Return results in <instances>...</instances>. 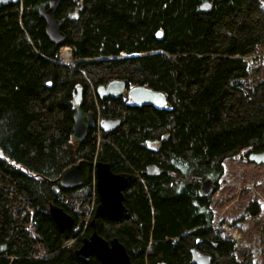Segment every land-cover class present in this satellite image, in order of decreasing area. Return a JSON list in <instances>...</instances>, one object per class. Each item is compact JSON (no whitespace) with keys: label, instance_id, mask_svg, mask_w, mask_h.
Instances as JSON below:
<instances>
[{"label":"trees","instance_id":"1","mask_svg":"<svg viewBox=\"0 0 264 264\" xmlns=\"http://www.w3.org/2000/svg\"><path fill=\"white\" fill-rule=\"evenodd\" d=\"M49 1L0 4V264H101L75 255L99 203L92 179L74 190L58 184L68 167L95 159L132 176L129 214L99 216L96 225L105 239L119 238L134 264H191L195 248L211 264H254L252 253L236 258L221 227L258 217L261 204L214 228L212 195L201 185L212 179L219 190L226 160L264 151V81L241 88L263 54L264 0H64L61 46L39 13ZM63 46L73 66L57 62ZM112 80L164 92L170 108L101 100L92 86ZM79 88L86 113L98 104L103 120H121L100 146L95 128L79 145L71 137ZM151 165L162 173L148 176ZM50 205L74 226L58 227ZM260 233L264 247V223Z\"/></svg>","mask_w":264,"mask_h":264},{"label":"water","instance_id":"2","mask_svg":"<svg viewBox=\"0 0 264 264\" xmlns=\"http://www.w3.org/2000/svg\"><path fill=\"white\" fill-rule=\"evenodd\" d=\"M13 0H0V4ZM64 0H50L48 6L39 9L40 16L46 22V33L56 45H63L66 36L62 31L63 22L57 19L56 13ZM80 1V0H74ZM204 11L211 9V3L206 2L202 6ZM98 96L101 100L109 97H122L133 105L151 106L159 110L169 109L170 103L167 94L157 92L149 87L134 85L129 87L126 80H112L107 85L97 88ZM83 97V89L79 88L74 98V124L71 137L76 145L84 142L90 128L96 123L94 112L86 113L80 106ZM121 125L119 119H107L102 121L104 133H112ZM249 161L256 165L264 164V151L251 152ZM93 163L82 160L77 164L68 167L58 178L59 186L67 191L80 188L90 182L93 172ZM159 171L155 165L148 166L146 173L148 176H156L152 172ZM159 176V175H158ZM96 190L99 203L95 209L94 217L91 220L92 232L89 237H84L81 246L75 250V255L86 262L90 261L94 254L102 264H134L131 260L127 248L120 242L119 238L105 239L97 231L96 221L99 216L112 220L120 219L129 214L125 205V190L132 178L129 174L115 173L110 164L98 162L95 165ZM215 191L212 179L205 180L201 185L203 195L213 194ZM49 213L55 224L62 229L72 228L75 224L74 217L66 212L62 207L50 205ZM192 264H211L212 257L204 254L199 249L191 250ZM264 264V258L262 260Z\"/></svg>","mask_w":264,"mask_h":264},{"label":"rangeland","instance_id":"3","mask_svg":"<svg viewBox=\"0 0 264 264\" xmlns=\"http://www.w3.org/2000/svg\"><path fill=\"white\" fill-rule=\"evenodd\" d=\"M76 2V1H75ZM57 14V13H56ZM60 20V19H59ZM61 21V20H60ZM63 46L60 61L66 66H73L74 59L70 57V49ZM61 48V49H62ZM258 59L251 61L249 77L242 81L241 88L249 93L257 84L264 81V44ZM62 64V63H61ZM92 88H94L92 86ZM224 175L220 180L221 188L212 195L214 223L218 228L221 220L234 223L239 220L247 204L257 201L261 204L262 213L256 218L238 221L233 230L236 233V258L242 260L244 255L252 253L254 264H262L264 247L261 245V228L264 223V164L256 165L249 162L245 153L223 163ZM226 232H230L227 231ZM82 237V235H81ZM70 242L68 244L71 245Z\"/></svg>","mask_w":264,"mask_h":264},{"label":"built area","instance_id":"4","mask_svg":"<svg viewBox=\"0 0 264 264\" xmlns=\"http://www.w3.org/2000/svg\"><path fill=\"white\" fill-rule=\"evenodd\" d=\"M61 63H63V62H61ZM97 113H98V124L96 126V131H97V143H98V146H99L100 143L103 141V138L101 136V129H100V115H101V111H100L99 108L97 110ZM232 236H233V238H235L236 237V233H234Z\"/></svg>","mask_w":264,"mask_h":264},{"label":"flooded vegetation","instance_id":"5","mask_svg":"<svg viewBox=\"0 0 264 264\" xmlns=\"http://www.w3.org/2000/svg\"><path fill=\"white\" fill-rule=\"evenodd\" d=\"M153 174H155L156 176H158L160 173L159 172H157V171H154V172H152ZM162 173V172H161ZM93 206H94V202H93ZM92 210H93V208H92ZM72 243H74V241L72 242ZM78 249V248H77ZM94 255V254H93ZM92 255V256H93ZM91 256V257H92ZM99 260V259H98ZM91 261V260H90ZM90 261H88V262H90ZM100 261V260H99ZM101 262V261H100ZM102 264V263H101Z\"/></svg>","mask_w":264,"mask_h":264},{"label":"bare ground","instance_id":"6","mask_svg":"<svg viewBox=\"0 0 264 264\" xmlns=\"http://www.w3.org/2000/svg\"><path fill=\"white\" fill-rule=\"evenodd\" d=\"M202 10H203V8H202ZM204 11V10H203ZM65 65V64H64ZM140 86V85H139ZM145 87H147V86H145ZM150 88V87H149ZM152 89V88H151ZM154 90V89H153ZM155 91H157V90H155ZM157 92H161V91H157ZM151 107V106H150ZM192 264V263H191Z\"/></svg>","mask_w":264,"mask_h":264}]
</instances>
